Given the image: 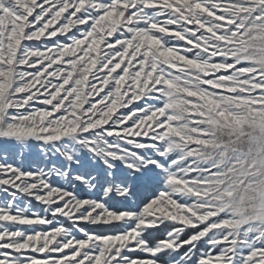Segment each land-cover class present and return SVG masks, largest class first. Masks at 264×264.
Wrapping results in <instances>:
<instances>
[{"label":"snow or ice","instance_id":"snow-or-ice-1","mask_svg":"<svg viewBox=\"0 0 264 264\" xmlns=\"http://www.w3.org/2000/svg\"><path fill=\"white\" fill-rule=\"evenodd\" d=\"M0 264H264V0H0Z\"/></svg>","mask_w":264,"mask_h":264}]
</instances>
